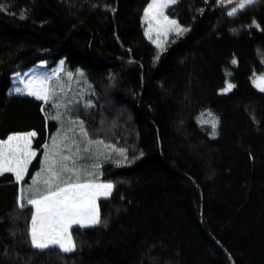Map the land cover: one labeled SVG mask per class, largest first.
<instances>
[{"label":"trees","instance_id":"1","mask_svg":"<svg viewBox=\"0 0 264 264\" xmlns=\"http://www.w3.org/2000/svg\"><path fill=\"white\" fill-rule=\"evenodd\" d=\"M237 1L178 0L169 14L187 30L159 48L152 0H0V140L35 131L38 151L22 183L0 174V264H264V0L228 15ZM62 58L85 71V96L11 92L13 73ZM60 116L127 150L103 162L113 193L67 253L31 246L26 204Z\"/></svg>","mask_w":264,"mask_h":264},{"label":"snow or ice","instance_id":"2","mask_svg":"<svg viewBox=\"0 0 264 264\" xmlns=\"http://www.w3.org/2000/svg\"><path fill=\"white\" fill-rule=\"evenodd\" d=\"M175 2L176 0H152L145 11V19L155 20L159 25L160 21L157 17H162L169 25L168 31H172L177 35L182 34L187 29H182L175 20H169L163 15V10ZM229 2H232V0H229ZM254 2L255 0H240L238 7H233L228 15H234L238 10L244 9ZM149 39H151V36H149ZM232 63L235 64L236 61H232ZM67 75L72 76L71 73ZM49 79L48 77H34L25 83L24 89L17 88L16 91H26L28 95L47 102L54 94L48 86ZM253 84L264 91V76L256 77ZM234 87L235 85L228 83L223 91L225 93L229 92ZM55 119H59V116ZM201 123H210L215 129L218 122L215 119H203ZM80 124L81 134L86 138L87 132L83 130L82 122ZM35 135L34 132L10 135L7 140L0 142V174L14 173L16 181L23 179L28 164L36 156V152L31 149V138ZM213 135H215V132H213ZM96 143H102V141ZM52 146L53 148L59 147L55 138L52 139ZM45 148L47 149V145ZM68 151L71 152V149L69 148ZM78 153L79 147L76 149V154L78 155ZM121 154H123V150H121ZM57 155L59 153H53L50 156L48 151L44 155L45 168L41 171L48 173L43 180L47 194H40L37 199H28L26 204L35 208V212L31 216V246L38 250L54 248L67 253L74 251L76 248L70 231L72 226L91 227L99 224L100 215L96 201L99 197H108L114 186L111 183H94L91 181L83 184L70 183L69 181L73 176L77 181L80 178L78 171L74 167H69L68 164V162H71L74 165L75 161L71 155L60 156L58 161L55 159ZM57 164H59L58 168ZM65 173L70 174L67 179H63ZM39 175L40 173H37V177ZM37 182L36 179H33V187ZM28 190L32 191L33 189ZM23 191L22 189L21 192L23 193ZM26 204L23 195H21L18 206L24 208Z\"/></svg>","mask_w":264,"mask_h":264},{"label":"rangeland","instance_id":"3","mask_svg":"<svg viewBox=\"0 0 264 264\" xmlns=\"http://www.w3.org/2000/svg\"><path fill=\"white\" fill-rule=\"evenodd\" d=\"M177 1L178 0H176V2ZM239 2L240 0L235 2V4L231 7L230 11L232 10L233 7H238ZM175 3H172L169 5V7L165 8L163 10V15L166 16L169 20H175L177 24L181 27L182 25L180 24L179 20L169 14V8ZM157 19L160 21L159 25H157L155 20H151V19L146 20L145 12H144L143 22L145 24L146 34L148 38L149 36H151L150 40L154 43V45H156L159 48H162L165 46L168 38L172 34H174V32L168 31L169 25L163 20L162 17H157ZM234 61L237 62V60H234ZM49 62H50L49 60H43L29 67L28 69L13 73L12 74V85L10 89L11 92L19 94V95L31 96V95H28L26 91L17 92L16 89L17 88L24 89L25 83L28 80L33 79L34 77L50 78L48 86L50 89L53 90L54 92L53 95L57 97L60 94H62L61 102H60L61 105H65L66 102L68 103L67 94L69 95L71 92H73L75 95L77 94L79 96H85V94L81 91L82 88H84L83 90H85L86 92H88V90L90 89L92 90V87L85 80L86 75L83 69L80 68L78 72L67 70L65 58L60 59L57 62V64L54 66H50ZM68 73H71L72 76L69 77L67 75ZM59 74H62V75L59 76ZM259 76H264V72L255 73L253 75V80ZM51 82H52V85H51ZM228 83L232 84L230 80ZM61 89L63 90L61 91ZM223 89H221L222 92H224ZM60 121H61V127L59 128L57 133L51 136L49 142L47 143V149L46 148L44 149L43 166L37 172V173H40L39 177H37V173H36L32 177L31 182L28 183L29 188H26V190L29 192L26 194V197L28 196L29 199L30 198L37 199V197H39L41 193L46 191V186L43 184V180L48 175V173L41 171L43 168H45L44 155L46 151H48L50 156L53 153H59V155L55 156V159H58V161H59L60 156L71 155L73 157V160L75 161V164L73 165L71 162H68V164H69V167H74L78 171L79 177H80L79 180L101 179L102 181H104L102 179L103 162L109 161V160L124 161L126 159L127 150L125 148H121L113 144L105 143L103 141L102 143H96V142H101V141L90 140L88 137L85 138L81 134V124L75 123L80 120L70 121L68 118H64L60 116ZM7 138L4 139L3 141L7 140ZM53 138L57 140V144L59 145V147L53 148L52 146ZM0 141L2 142V140ZM77 147H79L78 155L76 154ZM69 148L71 149V152L68 151ZM31 149L36 152V156H37L38 152L33 146V141H31ZM121 150H123V154H121ZM36 156L28 164L27 172L33 160L36 158ZM58 167H59V164H57V168ZM27 172L24 175L21 182L24 181V179L26 178ZM68 175L70 174L65 173L63 176V179H67ZM33 179H36L38 181L35 187H33V183H32ZM72 181L73 182L77 181L75 179V176H73L69 182H72ZM30 188H32L33 190L29 191L28 189Z\"/></svg>","mask_w":264,"mask_h":264},{"label":"crops","instance_id":"4","mask_svg":"<svg viewBox=\"0 0 264 264\" xmlns=\"http://www.w3.org/2000/svg\"><path fill=\"white\" fill-rule=\"evenodd\" d=\"M31 132H34L35 133V131H28V132H17V133H13L12 135H17V134H26V133H31ZM36 134V133H35ZM35 137V136H34ZM34 137H32L31 138V141H33V139H34ZM4 140V139H3ZM2 140V141H3ZM1 142V141H0ZM38 152V151H37ZM38 154V153H37ZM58 160V159H57ZM28 173V172H27ZM27 176V175H26ZM89 181H91V182H94V183H111L112 185H113V183L112 182H110V181H102L101 179H92V180H79V181H76V182H78V183H81V184H83V183H88ZM23 182V181H22ZM21 181H20V183H22ZM76 182H70V183H76ZM114 186V185H113ZM113 190H114V187H113V189H112V192H113ZM112 192H111V194H112ZM41 194H47V192L45 191V192H43V193H41ZM111 194L108 196V197H110L111 196ZM37 198H39V197H37ZM100 198H105V197H99L98 199H97V201H96V203H97V206H98V210H99V215H100V205H99V200H100ZM107 198V197H106ZM74 226V225H73ZM70 231H71V229H70ZM72 234V233H71ZM72 237H73V235H72Z\"/></svg>","mask_w":264,"mask_h":264}]
</instances>
